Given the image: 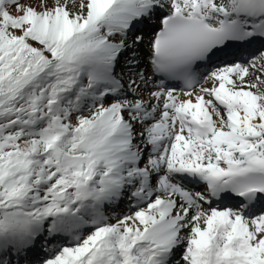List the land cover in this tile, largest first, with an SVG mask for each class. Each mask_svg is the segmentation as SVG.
Returning a JSON list of instances; mask_svg holds the SVG:
<instances>
[{
	"label": "snow or ice",
	"instance_id": "1",
	"mask_svg": "<svg viewBox=\"0 0 264 264\" xmlns=\"http://www.w3.org/2000/svg\"><path fill=\"white\" fill-rule=\"evenodd\" d=\"M257 38L264 0H0V264H264Z\"/></svg>",
	"mask_w": 264,
	"mask_h": 264
},
{
	"label": "rangeland",
	"instance_id": "2",
	"mask_svg": "<svg viewBox=\"0 0 264 264\" xmlns=\"http://www.w3.org/2000/svg\"><path fill=\"white\" fill-rule=\"evenodd\" d=\"M25 2H28V0H21V3H25ZM31 2L33 4H35L36 0H31ZM10 11L13 12V14H15V9L14 8H10ZM195 190H199V191H203V188L201 187H197V189ZM121 205V206H120ZM119 206H113V207H110V208H107L105 210V214L108 215V216H113V215H116V211L118 210L119 214H123V212L126 210V208L128 207V203L127 202H123L121 203ZM116 207V208H115Z\"/></svg>",
	"mask_w": 264,
	"mask_h": 264
},
{
	"label": "bare ground",
	"instance_id": "3",
	"mask_svg": "<svg viewBox=\"0 0 264 264\" xmlns=\"http://www.w3.org/2000/svg\"><path fill=\"white\" fill-rule=\"evenodd\" d=\"M147 39V38H146ZM250 46L251 45H253V42L251 43V44H249ZM259 48H264V46H262V45H260V46H258ZM262 50H264V49H262ZM221 54H223V53H221ZM222 60V59H221ZM221 62H223V61H220L219 63H218V66H220L221 65ZM212 67H216L214 64H212L211 65V68ZM200 71L201 72H205L206 71V68H201L200 69ZM201 83H203V81H201ZM177 85H178V82H174V86L176 87V89H177V91L179 92L180 90H181V88L179 87V88H177ZM199 86L200 85H197V89L199 88ZM205 86H208V85H205ZM194 189H196V188H194ZM193 189V190H194ZM217 205H219V206H221V207H223V206H226V201H224V200H222V201H218V204ZM216 206V205H215Z\"/></svg>",
	"mask_w": 264,
	"mask_h": 264
}]
</instances>
